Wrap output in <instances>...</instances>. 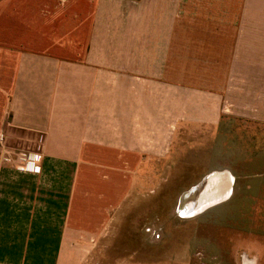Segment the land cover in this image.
I'll use <instances>...</instances> for the list:
<instances>
[{
  "label": "crops",
  "instance_id": "obj_1",
  "mask_svg": "<svg viewBox=\"0 0 264 264\" xmlns=\"http://www.w3.org/2000/svg\"><path fill=\"white\" fill-rule=\"evenodd\" d=\"M253 48L264 0H0V131L30 156L4 162L0 146V264L123 255L149 161L219 121L237 71L245 94L263 85ZM141 254L113 264H154Z\"/></svg>",
  "mask_w": 264,
  "mask_h": 264
},
{
  "label": "rangeland",
  "instance_id": "obj_2",
  "mask_svg": "<svg viewBox=\"0 0 264 264\" xmlns=\"http://www.w3.org/2000/svg\"><path fill=\"white\" fill-rule=\"evenodd\" d=\"M238 34L236 59H244L243 33ZM251 52L253 59L264 57V49ZM259 83L245 94L250 80L237 71L230 99L225 96L229 109L219 121L181 128L169 154L149 161L137 206L125 214L118 230L123 237L114 241L123 255L113 259L132 258L127 255L135 251L154 264H264V82ZM216 171L230 174L231 193L192 210L200 201L189 192Z\"/></svg>",
  "mask_w": 264,
  "mask_h": 264
},
{
  "label": "bare ground",
  "instance_id": "obj_3",
  "mask_svg": "<svg viewBox=\"0 0 264 264\" xmlns=\"http://www.w3.org/2000/svg\"><path fill=\"white\" fill-rule=\"evenodd\" d=\"M230 175V174H229ZM228 173H221L216 171L210 175H207L203 181L196 187L192 188L189 195L198 197L197 203H192V210L202 209L205 206L212 204L215 201L223 200L231 192V178ZM234 177V176H233Z\"/></svg>",
  "mask_w": 264,
  "mask_h": 264
},
{
  "label": "built area",
  "instance_id": "obj_4",
  "mask_svg": "<svg viewBox=\"0 0 264 264\" xmlns=\"http://www.w3.org/2000/svg\"><path fill=\"white\" fill-rule=\"evenodd\" d=\"M6 136L3 131H0V146L2 147L3 152V161L10 163L22 164L25 169H27V165L30 160V156L27 152L11 149L6 145Z\"/></svg>",
  "mask_w": 264,
  "mask_h": 264
}]
</instances>
